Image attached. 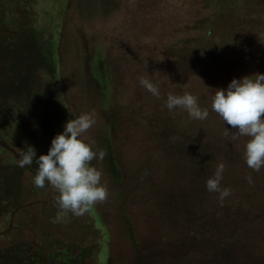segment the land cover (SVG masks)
I'll return each mask as SVG.
<instances>
[{"label": "rangeland", "instance_id": "1", "mask_svg": "<svg viewBox=\"0 0 264 264\" xmlns=\"http://www.w3.org/2000/svg\"><path fill=\"white\" fill-rule=\"evenodd\" d=\"M54 1L57 21L47 12L51 27L35 30L41 25L34 22L27 35L6 5L5 20L15 32L3 33V43L32 52L37 96L54 93L33 107L15 97L0 128V264H24L33 238L52 245L45 258L54 264H63L61 258L64 264H264V168L247 167L249 138L211 110L216 88L264 73V0ZM231 25L246 47L204 50L211 42L206 28L222 34L220 28ZM53 53L61 62L50 71ZM88 53L113 74L108 85L92 76ZM141 77L161 95L144 89ZM170 92L195 95L208 117L191 119L180 107L169 111ZM72 113H94L86 140L111 150L91 162L108 197L81 216L69 212L58 220L56 190L33 184L35 161L18 166V138L37 155L46 153ZM221 162V186L231 189L223 203L205 186Z\"/></svg>", "mask_w": 264, "mask_h": 264}, {"label": "clouds", "instance_id": "2", "mask_svg": "<svg viewBox=\"0 0 264 264\" xmlns=\"http://www.w3.org/2000/svg\"><path fill=\"white\" fill-rule=\"evenodd\" d=\"M139 83L153 96L161 95L159 86L151 80L141 77ZM165 105L169 111L183 108L194 120L202 121L209 115V110L202 108L198 98L188 92L183 95L170 92ZM211 110L224 124L235 128L239 136L249 138L243 152L247 167L255 172L264 168V73L234 77L226 88H216L211 97ZM73 117L65 122L63 131L52 138L46 153L37 155L36 149L29 145L18 160L21 168L35 161L37 171L33 184L36 188L47 184L56 190L58 220L69 212L81 216L108 197V189L101 182L102 173L91 163L94 159L102 161L106 153L103 149L96 150L95 142L86 140L84 135L95 123V114H73ZM232 139H237V135ZM224 170L225 164L219 163L205 182L206 189L217 193L221 203L231 195L230 188L221 186ZM245 178L250 185L254 183L251 174Z\"/></svg>", "mask_w": 264, "mask_h": 264}, {"label": "trees", "instance_id": "3", "mask_svg": "<svg viewBox=\"0 0 264 264\" xmlns=\"http://www.w3.org/2000/svg\"><path fill=\"white\" fill-rule=\"evenodd\" d=\"M232 1L233 0H231V2ZM53 2L55 1L54 0H0V128L1 129L3 128V124H4L3 122L4 116L8 114L7 112L9 111V108H11L10 107L11 101L15 97L17 99H18V96H20L19 98H21V96L24 97L23 102L24 104L27 103L26 107L28 106L33 107L35 102H37L39 99L40 101H42L43 99L45 100L46 98H48L47 95L52 96L53 95L52 93H54V92H47V95L45 96L46 98L37 96V93L39 92L37 90L36 91L31 90V88L34 89V85H35V83L33 82L34 78L32 77V75L34 74V68H35L34 65H37V62L35 63L32 59V56H31L32 52L27 53L29 50H26V51L20 50V49L12 47V44L10 46L8 44L3 43L4 41H2V38H1L3 33L14 31L12 30L10 26L11 23H7L5 20L6 7H7L6 5L13 6V9H12L13 19L14 20L16 19L19 22L18 25L20 29H22V32L24 31L23 33L27 35V32H29V29L27 28V26H29L30 24H33L34 22L36 23L37 26H39V24L41 25L35 29V30H38L39 28H42V26L44 25L50 28L51 25L55 23L54 21H57V19L54 17V15H56L55 10L57 9L51 8L53 5ZM229 3L230 1H227V4ZM47 12L52 13L51 20L53 23L48 24V21H45L46 20L45 18H47ZM244 21L245 20L243 19V22ZM236 27L237 26L235 25L234 26L231 25L230 28L227 27V28H224V30L220 28L222 31V34L217 32L215 27L206 28L207 35L211 37V42H210V45L209 44L207 45L208 47L204 48V50H207L208 53L211 52V54H213L215 53V51L217 50L216 48L219 45L232 46L230 47L231 50L233 49V46L237 47L238 45L239 46L241 45L242 47L243 46L246 47V45L243 44L242 37L239 36L241 34L235 30ZM46 29L47 28H45V31ZM30 38L32 39L33 36ZM31 42H34L35 44L34 46H37L35 38L33 39V41L31 40ZM54 49H55V44H54ZM90 55H91L90 53L84 55V61L88 65V67L92 69V72H93L92 76L94 77V79L100 80L98 82L102 83V85H105V86L108 85V81L109 79L112 78L113 74L109 75L108 72L106 71L104 60L100 59L99 61H97L98 55L96 53L92 55V57H90ZM51 59H52L51 62L53 65L50 66V71H54L55 70L54 65L59 64V62H61V59L59 55L55 53L51 55ZM102 71H104V74L102 73ZM105 73H106V76H105ZM43 93L44 92H42V94ZM106 101H107V104H109L110 99L106 98ZM23 105L18 106V109H19L18 111L21 113L23 112L24 114V112L26 111L24 110V108H22ZM45 119H46V115H45L44 120ZM110 120L111 121L108 122V127L109 129L112 130V127L114 125V119H110ZM19 123H20V120L18 121V124ZM18 141H20L19 143L21 147V152H23L24 149L27 148L26 146L27 144L25 143V141H22L20 138H18ZM105 144H108V143H105ZM103 150L105 151L107 156L109 155V152H111L108 146H104ZM107 162H109V160H107ZM2 186L3 185L1 184L0 187ZM33 230L35 231V229ZM42 237L44 238V236ZM49 239H50L49 241L55 240L53 238H49ZM51 246L52 245L48 243H45L43 245L41 243H37L35 238H33L31 242H29V244L27 245L29 255L26 257L25 260L23 259L21 263H24V264L26 263L27 264H54V262L46 259L49 257L50 252H52ZM43 248L45 249L47 248L49 252L48 253L44 252ZM41 251H43V254ZM61 261L64 264L62 258H61ZM66 262L67 263L69 262L68 257H67Z\"/></svg>", "mask_w": 264, "mask_h": 264}]
</instances>
